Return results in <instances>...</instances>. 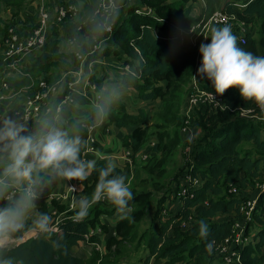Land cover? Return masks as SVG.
<instances>
[{"label": "trees", "instance_id": "16d2710c", "mask_svg": "<svg viewBox=\"0 0 264 264\" xmlns=\"http://www.w3.org/2000/svg\"><path fill=\"white\" fill-rule=\"evenodd\" d=\"M24 1L0 0L1 51L4 50V40L8 36L9 28L22 34L36 27L34 16L27 17L25 22L12 20L21 12ZM182 1L184 4L189 2V0ZM204 2L205 7L202 8L200 15L194 17L190 13V7L184 8L174 1L135 0L133 1L134 6H130L126 10L127 17L121 20L119 15H114L108 20L109 26L112 28L111 33L106 32L102 27V20L88 21L85 25H81L67 17L59 24L66 39L85 37L88 39L89 45H93L96 42L94 36L101 35L102 38L99 42L109 40L113 46L120 47L124 53L132 57L134 61L136 60L137 65L133 68L135 75L124 74L118 83L130 84L142 101L161 100L164 105V119L171 122L176 118L172 111L177 104L176 102L174 105L175 99H177L176 94L189 81V78L192 79L196 51L192 48L178 47L176 43L170 41H160L152 35L153 30L187 29L201 20L206 21L219 8L220 11L227 14H235L246 24L252 22L259 25V40L255 41L248 29L244 44L239 42L235 26H229L237 37L238 47L254 55L264 56V53H261V50H264V0H204ZM115 3L120 5L125 2L115 0ZM136 4L138 5L136 6ZM234 4L245 5V7L239 9L234 7ZM141 6L150 12L140 10ZM4 9H9L12 13L10 19L3 20L1 18ZM55 24L50 25L45 44L39 49V54L25 71L36 83L39 79L48 83L52 79L55 80L58 77V71L56 74L53 71L57 68L64 71L80 67V65L77 66L78 61L75 59L69 61L60 52ZM116 53L115 50L113 54ZM97 57L95 53L86 57V63ZM6 63L8 62H4V55H0V67L6 68V72L9 73L10 69ZM125 63L133 65V62L128 60ZM105 78L103 75L97 76L93 78V83L99 87ZM196 79L201 88L214 92L210 80L197 75V72ZM6 81L10 87L17 89L29 86L31 83L28 77H22L19 80L6 79ZM222 97L230 109L255 106L251 101L245 102L236 88H229ZM99 106L106 112V126H114L118 129L132 128L124 145L130 148L128 158L134 166V176L140 175L141 177L144 169L138 168L139 164L135 157L142 150H145L150 158L155 156L159 143L163 142L162 135L157 130L158 127L154 126L155 131L150 133L146 113L143 110H139L135 115L128 114L121 100L109 97L106 92L100 94ZM206 111L212 113L208 108L201 107V111H196L192 116V124L196 122L201 131L192 148L187 149L186 153L191 154L190 163H187V170L181 173L175 182L173 199H178L177 193L185 174H189L191 178H198L201 186L188 189L187 196L180 198L179 208L174 212L171 211L168 215L164 213L168 206L162 207V203L166 199L158 202L151 219L153 227L148 234L142 232L137 236L135 232H132L133 221H142L143 210H136L128 217L118 219L112 228L101 224V217L112 219V216L119 212L114 206L108 207L106 199L95 203L90 208L88 216L82 221H77L74 218L76 217L75 211H69L66 205L60 204L54 199L50 200L53 191L50 186L52 179L43 173L40 174L39 180L33 187V191L36 193V198L33 201L36 219L40 214L51 216L52 210L58 215L64 214L66 218L59 223L55 233L40 234L15 246L0 247V264H97L99 255L95 251L87 261L75 257L71 253L72 248L84 241L89 245L96 242V238L90 235V232L96 227L103 235H109L106 241L107 254L101 260L102 264L118 263L127 259L125 254L129 251L128 249L133 246L138 250L144 238L146 240L143 246L145 251V256L142 257L143 264H148L152 259L154 262L162 261V264H174L181 261H186V264H215L214 258L221 257L216 254L215 248L221 246L225 240L232 239L235 233L239 232L235 228L237 223L243 228L241 235L243 246L239 264H264V193L259 194L249 220H245L241 211L242 206L249 199L245 196V191L251 189L258 193L257 185L264 182V175H262L264 122L248 121L237 116L232 117L234 113L229 111L213 112L215 114L206 116ZM170 113L173 116H170ZM95 114L96 112H93V115ZM60 116L63 122L61 128L68 133L69 137L79 135L81 140H87V128L74 123V120L69 117L68 108L64 107ZM47 117H49L47 121L57 126L54 114L51 113ZM44 123L36 122L26 126L28 132L25 134L36 132ZM90 123L88 126H91ZM153 135L156 136L158 142H154L153 146H148V139ZM184 135L191 142L192 134ZM243 143H249L252 149L243 150L240 148ZM109 162L106 159L98 161L96 170L88 179L80 181L83 188L82 196L91 197L98 181L99 169L105 167ZM6 163L7 161L3 160L0 163V169ZM129 168V164H125L123 168L115 167L114 174L125 175L127 183L133 173ZM232 187L236 188L237 193H229ZM8 192L9 190L0 192V208L9 202L6 199ZM189 194L192 196L190 197ZM142 199V194L134 196V199L129 202V206L139 205ZM34 221L25 222L24 227L14 234L13 239H19L26 231L35 226ZM201 222L208 225L206 237H201L199 234ZM183 223H190V227L185 232L182 229ZM252 223L255 226H251ZM112 231L114 235H111ZM184 234L191 235V237L184 236ZM210 242L212 247L208 249L207 245ZM112 247L114 248L112 249ZM166 257L169 258L168 261H166ZM222 264H225L224 261Z\"/></svg>", "mask_w": 264, "mask_h": 264}, {"label": "clouds", "instance_id": "9594fccd", "mask_svg": "<svg viewBox=\"0 0 264 264\" xmlns=\"http://www.w3.org/2000/svg\"><path fill=\"white\" fill-rule=\"evenodd\" d=\"M210 42L199 46L201 55L197 75L211 81L215 96H221L229 88L239 90L240 97L251 101L259 110L260 119H264V56H257L237 46V37L229 25L213 27ZM195 78V77H194ZM209 97L215 100L213 93ZM227 107V106H226ZM253 113L254 109H243ZM102 120L106 115L103 108L98 110ZM26 126L12 119L0 122V159L7 163L0 169V192L8 191L10 185L24 187L22 195L10 200L0 208V246L13 239L14 234L24 227V221L33 208L36 193L33 187L40 174L54 175L64 182L84 181L96 170L95 159H83V145L79 135L69 137L68 133L56 124L46 121L32 133H27ZM115 164L109 162L99 169L98 181L91 197L72 196V208L77 221L85 219L90 208L102 199H106L117 210L123 212L134 199L127 177L114 174ZM71 192L75 186L68 184ZM52 218L40 214L34 221L35 229L47 232ZM199 234L206 237L208 225L201 222ZM211 242L207 245L211 249Z\"/></svg>", "mask_w": 264, "mask_h": 264}, {"label": "rangeland", "instance_id": "374dc122", "mask_svg": "<svg viewBox=\"0 0 264 264\" xmlns=\"http://www.w3.org/2000/svg\"><path fill=\"white\" fill-rule=\"evenodd\" d=\"M35 1L36 0H25L23 3V8H27L31 5H33ZM123 1L125 3L120 4V5H115V9L113 10L109 19L111 17H114V15H119L121 20L124 19L125 17H127L126 10L128 7L134 6L135 3H133V1H135V0H133V1L123 0ZM168 1L169 2L174 1L178 5H182L184 8L187 6L190 7L191 8L190 13L194 17L199 16L202 8L205 7L204 0L203 1L202 0H189V2L185 3V4H184V1H182V0H168ZM24 4H25V6H24ZM137 5L138 4H136V6ZM28 10L33 12V10L31 8H29ZM140 10H147V8L141 6ZM217 11H220V9L218 8V10H216L215 12H217ZM7 14L12 15V13L9 11V9H6V10L4 9L3 15L5 16ZM31 16L32 15H28V17H31ZM37 16H38V13L34 17L36 18ZM13 19L14 18H12V20ZM26 19H27V17H26ZM99 20H97V21H99ZM108 20L105 21V23H104V20L102 21V27L103 28H105V25H103V24H106L107 26H109ZM248 24H247V26H248L249 32H251V37L255 41H258L260 38L259 25L252 23V22L248 23ZM50 25H51V23H50ZM54 28L56 29L57 35L59 32V34L61 35V37L63 39L64 38L62 36L63 33L62 34L60 33V32H62L60 24L56 23ZM51 29H52V27H51ZM211 29H210V32H211ZM156 32L158 34L166 35V38H169V36H171V34L174 33L173 30H171V29L170 30H166V29L156 30ZM101 38H102L101 35L94 36V40H96V42L93 45H89V43L87 41H85V42H82L81 45L79 47H77L74 51L67 53V54L62 53V55H64V57H66V59H68L69 61L71 59H75L76 61H78L77 66H79L80 61L75 57V55L77 53L81 54L82 56H86L87 58L90 55H93L94 53L97 54L98 57L92 60V64H91L90 68H87V67L85 68V70L83 72L84 77L90 83H92L93 78H95L99 75H103L104 77H106L104 79V81L106 80V82H107L106 84H108V83H111V81H112L111 79H109V77H114V74L118 73V75H120L121 72H124L123 69L126 66L125 62L127 60L130 62H133L132 63L133 66L135 64H137L136 63L137 61L136 60L134 61V59H132V57H130L126 53H124V51L122 49H120V47L113 46V44L110 43L109 40H106V41L104 40V41L99 42V40ZM58 39H59V37H58ZM86 40H88V39L86 38ZM66 42L68 44L67 39H66ZM171 42L176 43L177 46L180 47L178 45L177 41H171ZM59 43H60V40H59ZM104 49H105V51H104ZM115 50L117 53L113 54V52ZM261 51H262L261 53H264V50H261ZM39 52H40L39 49L33 50L28 55L35 53L36 54L35 57H36L39 54ZM106 54H108V55L106 56ZM0 55H3V52L1 51V49H0ZM30 60H32V58ZM194 63H195V59H194ZM19 66H16L14 69L13 68L10 69V72H12L16 75L12 74V77L6 75L7 76L6 79H8V80L14 79L15 80V78L13 76H17L20 74L22 76H25V71L30 66L23 67L22 64L20 67ZM4 70H5L4 67L0 69V82L2 81L1 76L5 73ZM132 70H133V68L129 65V71H132ZM64 71H66V70H64ZM64 71H61L57 68V70H55L53 72H54V74H56V72H57L58 77H56L55 80L52 79L51 81H49V83L47 82L50 85V87L55 88V92L51 93V98L48 102V104L50 105V110H51L49 115L51 113L54 114V118L59 120L60 123L59 122L58 123L60 126L63 123L60 114H61L63 108L64 107L67 108V106L71 103L68 99H66V96H69L71 94L70 90L69 89L64 90L63 84L65 82L64 81L65 79L64 80L62 79V74ZM49 76L51 77L52 75H49ZM3 80H5V79H3ZM188 80L189 81H187L182 86V88L179 90L180 92L176 94L177 99H175L174 105L176 104V102H177V104H176V107L174 109H172V111L176 117V118L174 117L175 118L174 121L170 122L167 119L166 120L164 119V116H163L164 105H163L161 100L151 101V103H153V105L151 106V108H149V112L152 113V115L150 116L149 120L147 121L149 129H150V133L154 132L155 127L157 126L158 127L157 130L162 135L163 142L159 143L160 145H159L158 151L155 153V156H152L151 158L149 155L141 157L138 168L144 169L143 173L141 174V177L144 178V180H142L140 175L135 177L136 175L134 176L133 168H131V167L129 168V170L133 172L130 175V178L128 179V182H127L130 186V190L132 191L133 196H138V194H142V197H143V199L140 201L139 205L129 206V208L131 209V212H128L127 209H125L123 212L119 211L117 214L112 216V219L118 220V219L130 216L136 210L137 211L143 210L144 215L142 217L143 218L142 221L141 222L140 221H133L134 229L132 230V232H135L137 234V236L139 234H141L142 232L147 233V234L149 233V231L153 227L151 219H152V215H153V212L155 209V205L158 202L162 201V199H166L163 201L162 207L168 206V208L173 210L172 212L175 211L174 206L177 204V202H176V199H173V194H172L173 188L175 186V182L177 181L179 175L187 170V163L188 164L190 163V155L191 154H187L186 149H188L190 147L192 148L195 140H197V138L200 135V131H201L200 126L198 124H196V122H193V124H191V126H190V130H191V134H192L191 142L185 138V135L183 132L184 112H185V106H186V104H185L186 95H187V90L190 87L191 78H189ZM14 91H15V94L13 93V98L9 101H12L11 103L14 102L16 104L23 102L24 98H26V96H28V93L30 92L27 89H24V87L18 88V89L15 88ZM133 91L135 92V90H133ZM0 93L4 94L6 96L11 94V93H9V91H2V90H0ZM196 111L197 112L201 111V108H198ZM209 114L213 115L215 113H213V112L210 113V112L206 111V116ZM169 115L173 116V115H171V113ZM47 116H48V114L40 115V117L38 118L40 120V123L46 122L47 119L49 118ZM235 116H236V114L232 115V117H235ZM168 118H169V116H168ZM248 121L260 122L258 120H253V119H249ZM192 130H193V132H192ZM153 142H155V143L158 142L155 135H153L152 137H150L148 139V146L151 145V143H153ZM240 148H242L243 150H245V149L251 150L252 146L249 143H243L240 146ZM151 168H154V169H151ZM262 175H264V167L262 168ZM245 196L249 199H252V200L256 199L257 200L259 194L255 190L248 189L245 191ZM107 206L112 207L113 205L108 202ZM170 206H172L173 208ZM251 226H255V225L252 223ZM189 227H190V223L186 224V226L182 229L185 232L186 230H188ZM129 233H130V231H129ZM242 233H243V231H242ZM33 236H36V235H33ZM184 236L191 237V235H188V234H184ZM143 240L144 241L142 242V244L140 245L138 250H136V248L133 246L128 249L129 251L125 254V256H127L126 257L127 259L123 260V263H125V264H143L142 263V257L145 256V251H144L143 246H144L146 238H144ZM20 243H22V242H19L18 244H20ZM241 246L234 248L235 250L233 252H235L236 255H234L232 257V260H233L232 263H238V264L241 263V260H239V261L236 260L237 254H240V252H241ZM113 248L114 247H112V249ZM168 260H169V258L166 257V261H168ZM221 260L223 262V260H224L223 257L214 258V263L215 264H222ZM174 264H186V261H181V262H177Z\"/></svg>", "mask_w": 264, "mask_h": 264}, {"label": "crops", "instance_id": "0c3cea01", "mask_svg": "<svg viewBox=\"0 0 264 264\" xmlns=\"http://www.w3.org/2000/svg\"><path fill=\"white\" fill-rule=\"evenodd\" d=\"M100 0H36L33 5L23 8L19 15L14 18L15 21H26V17L28 15L35 16L37 15L39 11V7L41 3L50 8V9H56L60 6H66L69 4H75L77 7V14L74 17H70V19L77 21L81 25H85L88 21L94 20V12L95 8L97 7ZM25 6V4H24ZM31 8L33 12L28 10ZM2 19H10L11 15H3L1 16ZM26 19V20H25ZM93 19V20H92ZM37 20V17H36ZM96 21L99 20V17L95 19ZM101 20V19H100ZM36 22V21H35ZM53 24L52 21L49 22V24ZM218 27V26H213ZM212 27V28H213ZM171 34L173 36L175 34ZM61 34L63 33L60 32ZM152 35L154 37H157V39H166V35L164 34H158L156 30L152 31ZM64 37V33L62 35ZM169 36V37H171ZM60 43L58 44L60 52L63 54L70 53L74 51L77 47L81 45L82 42L87 41L85 37H79L77 39V44L75 45H68L66 42V38L61 37V35L58 32V36ZM65 41V42H64ZM35 53L28 55L27 57H24L22 61L20 62V66L22 64L23 67L30 66L32 62L34 61ZM32 58V60H30ZM116 63V62H115ZM137 63V62H136ZM92 64V61L89 63H86L83 65V67H76L71 72L70 70H66L62 74V79L64 82V90L69 89L71 94L68 97V100L71 102L67 108L69 110V117L74 120V123L76 125H79L81 127L87 126L90 122L91 128L88 131V139L82 140L83 145V151H82V158L83 159H95L97 162L100 160H109L110 162L114 163L116 167L123 168L125 164H129L131 168H134L132 165V161L125 157L126 150H129L130 148L126 147L124 145L126 141V137L130 134L132 131V128L126 127L118 129L114 126H106L107 120L106 116L101 120L97 113L100 109V106L98 104V96L102 92H106L109 94V97L111 98H117L120 99L123 105L125 106V110L128 114L135 115L138 113L139 110H143L146 113V121L149 120L152 113L149 112V108L153 105L151 101H142L137 94V91L130 85H122L118 83L119 80L123 77L124 72H121L120 75L118 73L114 74V77H109L111 79V83L106 84V80L102 81L99 87L93 83L92 85L95 86V89H91L88 86L84 85L85 77H84V70L85 68H90ZM114 65V64H113ZM116 65V64H115ZM125 65H130L132 68H134L137 64L134 66L125 63ZM19 66V67H20ZM1 69V68H0ZM5 73L1 76V79H6V75L12 77V72L7 73L5 68ZM16 75V74H14ZM100 76V75H99ZM15 79H21L22 75L13 76ZM60 84V83H59ZM135 90V92L133 91ZM188 92V90H187ZM187 97V95H186ZM13 98V94H11V97L8 98L4 102H0V113L2 115H9L8 119H12L14 121L19 122L18 117L14 114L15 111H17L23 102L20 103H11L12 101H9ZM67 99V98H66ZM186 103V102H185ZM48 107L50 108V105L48 104ZM93 112H96L95 115H93ZM57 121L58 127H61L59 125V120L55 119ZM40 123V120H33L32 123L24 124L25 126H30L33 123ZM59 122V123H58ZM154 145V142L151 143V146ZM88 147L93 148V152L88 150ZM189 150V148H188ZM187 152V149H186ZM147 152L145 150H142L136 157L135 160L140 163L141 157L146 156ZM4 159H0V163L3 162ZM48 175L47 173H44ZM49 176V175H48ZM52 179V184L50 185L53 189L50 200L54 199L60 204H64L67 206L69 211H74L73 208H69L70 205H72L71 198L73 195L68 194V184L74 183L75 180L64 182L57 179L54 175L50 176ZM76 184V183H75ZM82 187H80V191L77 195H75L77 198L81 197ZM8 196L6 197L7 200H14L18 196L22 195L24 192V187L20 184H12L9 187ZM64 194H68L69 197L67 199H62L61 196ZM178 203L174 206V209H177ZM51 218L52 222L47 232H39L35 229V226L31 227L28 231H26L19 239H11L9 242L5 243L3 246L0 247H7V246H15L19 242H25L26 240L30 238H35L38 236V234H45V233H55V231L59 225L60 222L65 220L64 214H56L54 210L51 212ZM76 218V217H74ZM36 219V209L35 206L30 210L27 218L25 219L24 223L27 221H34ZM117 220L110 219V218H104L101 217L100 223L106 224L109 227H113L115 225ZM32 236H31V235ZM36 235V236H33ZM91 236H94L96 238V242L92 245H89L86 241L80 243L76 247L72 248L71 253L75 257H80L83 260L87 261L91 258L92 253L95 251L99 255V259L97 264L101 263V260L106 256V241L109 235H103L99 228L96 227L90 232ZM111 235H114V232H111ZM123 260L118 263H112V264H122ZM102 264V263H101ZM125 264V263H123ZM148 264H162V261L160 262H154V260H150Z\"/></svg>", "mask_w": 264, "mask_h": 264}, {"label": "built area", "instance_id": "2783aa9c", "mask_svg": "<svg viewBox=\"0 0 264 264\" xmlns=\"http://www.w3.org/2000/svg\"><path fill=\"white\" fill-rule=\"evenodd\" d=\"M115 5H116L115 0H100L97 7L95 8L94 20L93 19L92 20L95 21V19L99 17V19H101L102 21L104 20L105 23V21L109 19L113 10L115 9ZM234 7L242 9L245 7V5L234 4ZM147 11L150 12V10ZM77 12L78 10L75 4L60 6L55 10L54 9L51 10L41 3L38 11L37 20L35 23L36 25L35 28L31 29L30 31L28 30L26 32H23L22 34H18L17 32H15L13 28H9L8 36L4 40V50L2 51L4 55V62H8L6 63L7 67L9 69L12 68L14 69L16 66H19L20 62L24 57L30 54L33 50L40 49L45 44L49 33L50 21H52L53 23H59L62 22L67 17H74L77 14ZM103 25H105L104 28L105 31L111 33L112 31L111 26H107L106 24ZM225 25L235 26V29L239 35L238 36L239 42L241 44L245 43V35L248 32L247 24L244 21L238 19L235 14H227L222 11H217L213 13L211 16H209V18L206 21L201 20L200 22L194 24L190 28L187 29L173 28L172 30L175 31V34L173 36L166 39H158L160 41H170V42L177 41L180 47L192 48L196 51L193 76L191 79L190 87L187 92L186 103H185L186 106H185L184 123H183L184 134L191 133L190 126L192 124V116L196 112V110L201 107L208 108L212 112L229 111L231 113L236 114V116L240 119H245V120L253 119V120H258L260 122L264 121V119L259 118L261 113L256 106H250L245 108L238 107L235 109H230L226 105L222 95L215 96L214 92L204 90L203 88L200 87L199 83L197 82L196 72L197 69L200 67V62H201L199 46L202 43L207 44L210 42V39H206L205 37L210 36V29L213 26H225ZM77 39L78 38L67 39L68 45L77 44ZM75 57L80 61V67H83V65L86 64V60H87L86 56H82L81 54L77 53ZM69 70L71 72L73 69H69ZM123 71L126 74L130 73L133 76L135 75L133 70L129 71L128 65L124 67ZM22 77H28L30 79L31 81L30 85L24 87V89H27L30 92L28 93V96L24 98L21 107L17 111H15L14 114L18 117L20 123L29 124L32 123L33 120L34 121L37 120L40 117V115H46V114L49 115L51 110L48 107V102L51 98V93L55 92V88L50 87V85L43 79H39L38 82L36 83L26 73L25 76ZM1 82H0V90L9 91V93L15 94L14 91L15 88L10 87L6 79L2 80ZM84 85L88 86L93 90L95 89V86L92 85L87 79L85 80ZM208 93H213V95L215 96V100L209 97ZM11 94L6 96L0 93V102L6 101L8 98L11 97ZM66 98L68 99V97ZM99 98L100 95L98 96V104H99ZM248 108L254 109V112L253 113L243 112V109H248ZM8 118L9 115L0 114V122ZM83 127H86L88 131L91 128V126L88 125ZM88 150L90 152L94 151L92 147H88ZM129 154H130L129 150H126L125 152L126 159H128ZM70 184L75 186L76 191L73 193L68 188V194L77 195L80 191V187H82L80 181H74V183H70ZM199 186H201V182L198 178H191L189 174H185L183 176L182 183L177 193V197H178V199H176L178 200L176 201L178 203L177 209L181 205L180 198L187 196L188 189L197 188ZM256 188L258 194L264 193V182L257 185ZM229 193L231 194L237 193L236 188L232 187L229 190ZM68 194L62 195L61 198L67 199L69 197ZM189 196L191 197L192 194H189ZM256 201H257L256 199L253 200L248 199L245 202V204L242 206L241 211L245 217V220L250 219L252 212L255 208ZM69 208H72V205H70ZM171 211L173 210L168 208L164 213L168 215V213H170ZM185 226L186 223H183L182 228H184ZM235 228H237L239 232H236L235 236L232 239L225 240L221 246L215 248L216 254L223 257L224 259L223 261L225 264H230L233 262L232 257L236 255V253L233 252L235 250L234 248L240 247L241 245L243 246L241 240L243 228L238 223L235 224ZM55 231H57V229ZM236 260L237 261L240 260V254H237Z\"/></svg>", "mask_w": 264, "mask_h": 264}]
</instances>
